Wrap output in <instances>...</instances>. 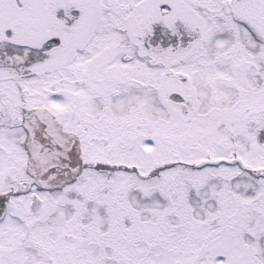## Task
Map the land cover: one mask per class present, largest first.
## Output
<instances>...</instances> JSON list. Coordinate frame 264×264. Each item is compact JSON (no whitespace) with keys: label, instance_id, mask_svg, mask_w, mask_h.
Returning a JSON list of instances; mask_svg holds the SVG:
<instances>
[{"label":"snow or ice","instance_id":"1","mask_svg":"<svg viewBox=\"0 0 264 264\" xmlns=\"http://www.w3.org/2000/svg\"><path fill=\"white\" fill-rule=\"evenodd\" d=\"M0 264H264V0H0Z\"/></svg>","mask_w":264,"mask_h":264}]
</instances>
